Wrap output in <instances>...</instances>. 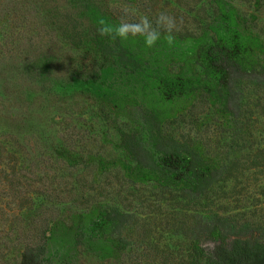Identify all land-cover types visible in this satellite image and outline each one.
Listing matches in <instances>:
<instances>
[{"label": "rangeland", "instance_id": "rangeland-1", "mask_svg": "<svg viewBox=\"0 0 264 264\" xmlns=\"http://www.w3.org/2000/svg\"><path fill=\"white\" fill-rule=\"evenodd\" d=\"M106 1L120 12L129 9L148 13L166 6V12L177 19L181 38H174L172 45L162 40L146 49L140 40L124 42L141 62L140 68L147 72L145 81L131 92L127 105L150 120L153 115L162 118L167 134H180L171 122L180 114L187 115L191 106L198 103L194 121L199 130L189 126L183 134L196 133L205 153L211 159H222L225 168L217 176L215 190L203 202L204 211L177 193L155 189L151 182H131L121 168L112 167L113 159L123 156L116 146L120 144L117 127L124 119L118 118L114 111V106L119 111L121 104L115 103L105 91L96 92L90 86L77 82L66 86L78 69L86 78L95 79L89 75L93 54L87 52L86 56L72 58L70 48L61 41L64 20L52 19L57 9H73L76 4L71 0H32L30 4L0 0V144L7 155L24 153L21 157L26 162L21 171L26 177L22 179L24 189L36 193L52 189L66 201L49 209L58 210L61 218L54 227L49 256L55 264H185L191 241L205 239L213 227L209 218L213 222L217 215H226L246 231L263 237L264 118L260 115V85L264 84V74L251 78V84L258 87L252 86L247 99L243 101L236 94L222 109L213 108L200 97L208 92L205 82L197 84V94L173 100H161L152 84L157 69L187 72L189 77L205 79L190 50L194 38L199 37V29L210 21L205 19L206 15L214 16L219 5L214 0H175L178 3L175 7H168L165 0H157L158 4L149 0ZM222 1L228 5L225 15L231 31H238L253 42L258 39L257 48L264 60V0ZM141 5L143 9L138 10ZM14 13L19 14L22 23L26 16L25 29L12 27ZM50 22L54 23L52 28L48 26ZM35 61L47 65L46 73H39L42 80L27 75ZM71 136L76 144L82 143L81 151L66 146L65 139ZM8 137L12 141L8 142ZM100 157L104 162L101 165ZM12 170L11 166L7 173L12 174ZM16 184L14 180L11 186L14 188ZM127 196L132 199L131 208L139 209V225L126 232L131 241L128 250L117 252L111 244L98 242L90 234V221L97 216L90 208L127 204ZM38 198L34 208L39 211L47 208L40 206L42 196L35 200ZM71 199L80 202L81 208L75 207ZM30 207L31 202L25 197L0 199V219L12 221L19 215L25 219L33 209ZM143 229L147 232L145 236ZM211 245L208 242L203 246ZM13 249L11 246L5 251L9 255L7 264L18 263V251Z\"/></svg>", "mask_w": 264, "mask_h": 264}, {"label": "trees", "instance_id": "trees-1", "mask_svg": "<svg viewBox=\"0 0 264 264\" xmlns=\"http://www.w3.org/2000/svg\"><path fill=\"white\" fill-rule=\"evenodd\" d=\"M20 1L22 4H30L32 0ZM71 1L76 4L73 9L59 8L57 9L59 11H55V18L52 19L55 22L58 18L64 20L63 27L61 31L59 30L61 41L67 46L66 48H70L69 53L72 58L86 56L87 52L93 54L92 60L95 62H92L89 75L90 77L94 75L95 79L86 78L87 75L78 69L74 70L70 84L66 86L70 87L75 82L86 87L90 86L96 92L105 91L115 99V103L121 104L119 111L115 106L114 111L117 112L118 118L124 119L119 123L121 126L117 127L120 144L116 146L123 152V156L122 159H113L112 167L121 168L124 176L131 182L143 184L151 182L155 189L177 193L181 199L197 203L204 211L203 202L215 190L219 181L217 176L225 166L222 159H211L205 153L203 144L196 133L183 134L189 126L199 130V126L194 121L198 103L195 102L191 106L187 115L180 114L171 122L180 134L174 132L167 134V127L162 123L164 121L161 120L162 118L153 115V120H150L129 107L127 103L131 92L145 81L147 72L140 68L141 62L125 43L109 41L97 32L101 20L105 23L118 22L123 12L110 7L106 0ZM149 1L158 4L157 0ZM165 1L168 2V7L178 6L175 0ZM214 1L219 5L218 11L216 10L214 16L206 15L205 19L210 21L199 29L197 33L199 37L194 38L190 50L196 57L198 68L206 75L205 79L201 78L202 76L198 77L199 80L189 77L187 72L154 70L155 75L153 79L150 78L161 100L166 98L173 100L195 92L197 94V84L205 82L208 92L202 93L200 97L213 108L222 109L231 97L237 94L244 101L247 99V92L253 89L252 86L258 87L251 84V78L257 79L259 74L260 77L264 74V60L260 58L256 44H260V41L255 39L253 42L243 38L238 31H231L225 15L228 5H223L222 0ZM141 9L143 5L138 10ZM162 11L166 12V6H162L159 11L154 10L148 13L137 11L136 14L148 15L151 18ZM18 15V13L12 15V27L15 25V29H25L23 24L27 18L25 16L22 23ZM48 24L50 28L54 26L52 22ZM29 30L33 33L32 29ZM13 33L11 31V34ZM173 35L174 38H181L177 30ZM16 36L21 37L20 34ZM46 68L47 65L44 63L35 61L29 66L27 75L39 80L41 79L39 73L45 74ZM260 89L263 92L260 91V115L264 118V84L260 85ZM224 116L227 119L225 114ZM184 117H191L193 120L187 121ZM7 141H12V138L8 137ZM65 141L66 146L70 148L76 147L80 151L83 148L80 145L82 143L76 144L72 136L69 140L67 137ZM0 151V195L2 196L0 199L8 197L15 200L25 197L31 202L30 208L33 207L25 219L19 217L20 215L12 221L8 220L9 218L0 219V264H7L9 255L5 251L10 250L11 246L14 247L13 250L18 251L17 264H55L49 256V250L55 232L54 227L61 218L58 217V210L49 209L56 205H64L66 201L60 193L52 189L47 188L42 193L24 189L25 181L22 179L26 177L21 172L26 164L21 158L24 153L16 151L7 155L1 144ZM98 160L101 162L99 165L104 163L101 157ZM11 166L13 170L12 174H9L7 170ZM14 180H17V184L13 188L11 184ZM112 194L110 193V196ZM40 196L43 199L40 206L47 207L41 211L34 208L38 204L37 202L35 204V201L40 198L35 199ZM126 200L127 204H106L104 208L91 205L90 208V211L94 210L93 212L97 215L90 221L92 225L90 234H94V239L98 242L111 244L117 252L128 250V244L131 241L126 232L139 225L137 224L139 209L135 211L133 207L131 208L132 199L129 196ZM72 204L77 208L81 206L77 200H72ZM4 211L6 213V209ZM211 219L209 218V222L213 227L205 239L197 238L191 241L185 264H264V236H255L252 231H246L243 225L235 224L226 215L215 216L213 222ZM145 231L143 229V236L147 235ZM97 234H101V237L97 238ZM208 242L212 243L211 247H204L203 245Z\"/></svg>", "mask_w": 264, "mask_h": 264}, {"label": "clouds", "instance_id": "clouds-1", "mask_svg": "<svg viewBox=\"0 0 264 264\" xmlns=\"http://www.w3.org/2000/svg\"><path fill=\"white\" fill-rule=\"evenodd\" d=\"M118 22L101 20L97 28L98 35L106 37L109 41L121 43L140 40L146 49H151L162 40L167 44L174 43V32L177 30V19L167 12H159L154 17L139 14L123 9Z\"/></svg>", "mask_w": 264, "mask_h": 264}]
</instances>
